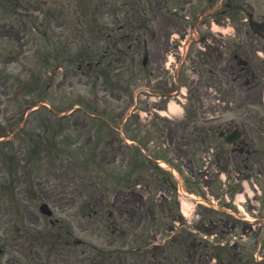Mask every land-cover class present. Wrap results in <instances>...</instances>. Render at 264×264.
I'll return each instance as SVG.
<instances>
[{"label":"rangeland","instance_id":"obj_1","mask_svg":"<svg viewBox=\"0 0 264 264\" xmlns=\"http://www.w3.org/2000/svg\"><path fill=\"white\" fill-rule=\"evenodd\" d=\"M191 1L184 0V5H187L188 9H183V6L179 5V3L183 4L182 1H178V4H169L167 8L158 0H54L38 3L36 0H32L31 3L26 2L27 5L23 9L26 7L31 8V5L33 12L37 13L38 5L40 6L41 3L45 7H42L43 13L45 15L51 14L48 22L52 29H57L54 34L59 38L53 37L59 43L57 50L55 48L51 50L52 53L47 52L45 38L33 34L34 30L29 22L19 17L21 16L19 10L16 11L14 8L15 12L9 11L8 14H2L3 11L0 10V130L4 124L9 126L6 119L10 115H15L24 110L28 101L33 100L32 97L28 99L22 93L15 94V91H11L14 82H25L28 92L32 85L37 82L39 75L40 77L43 75L46 65L53 61V56L57 55V52L61 55V58L67 60V62L64 61L63 70H58L57 76L50 82L49 105L52 107L57 106L60 108L58 110H66L74 102H92L97 93L100 95L101 100L103 99L99 106L107 108L110 113L120 105L126 104L129 99L127 97L128 88L131 86L133 89L139 87L140 90L138 89L133 93L134 97L137 96V109L135 110L136 115H139V118H137L142 126L150 128L153 135L155 134L148 144L149 148L153 149L158 143L157 139H160L159 133L155 132L157 126L160 125L161 130L157 129V131L164 135L161 139L166 138L172 141L171 146L165 139L167 147L171 149L169 158L174 159L180 169V171L176 169V176L172 177L167 171L145 163L138 166L137 175L148 184L143 183L133 190L122 188L120 192L114 194L112 189L118 188L116 184L127 177L131 168L129 163H122L120 160L121 156H126L131 150L122 146H115L120 143L121 131L106 130L104 123L89 119L81 112L66 117L61 123L54 122L53 119L57 111L52 110L50 113L48 110H44L42 114L31 113L29 121L27 120L26 123L29 131L23 137L26 139L28 137L39 138L36 143L40 142L43 137H47L53 145L50 162L48 159L45 160L39 171V176L43 181H38L37 186L40 187V192L46 196L43 199L49 201L51 207L57 211L59 218L69 217V213L73 209L83 205L77 201H71L79 199V196L85 202L91 199L97 205L103 206L102 204H104L106 214L98 212L96 218H86L84 221L73 219L75 227L70 218L69 221L73 226V236L82 237L91 243H102L105 240L112 243L114 237L111 224L116 222L112 213L114 212L113 209H117V207L120 212L125 211L127 213L124 220L133 217V221L138 218L139 214H145L148 217H157L156 223H161L163 229L166 224L168 226L172 224L173 212L180 219V210L183 207L177 200L172 204L169 200L178 185H184L185 177L193 179L194 167H197L199 163L203 172L197 178V181L191 184V189L199 197L205 196V194L210 200L212 198L211 194H214L216 198L220 197L221 200L217 205L220 208L219 210H213L205 204H196L188 212L184 208L187 216L181 219V224L184 223L198 230V233L200 230L206 234L208 233V238L211 240L213 237L219 240L228 239L232 236L231 233L237 236V239L235 243L228 246L226 251L219 253V259L213 258V253L216 252H208L204 244L200 247L195 246L196 243H199V240L195 241L193 238L182 243H178L179 239L173 245L170 243L171 249L167 247L161 256L171 255L173 257L176 253L180 258H183L184 256L190 257L191 254H194V251H199L204 264H262L263 260L256 263V259L259 254L264 257V224L260 223V218L264 216V204L261 201L264 197V176H261L262 184L259 185L261 191L259 192L247 169H245L244 163L248 164V168L252 169V173L260 171L264 175V136L261 134L264 129V44L261 40L258 41L253 34L247 33V13L245 15L242 13L241 16L236 15V20L227 21L224 24L225 28L214 26V37L219 38L217 34L221 35L223 41H228L227 46H231L230 48H226V46L222 48L215 41L201 45L203 48L196 43L190 45L186 57L187 61L182 68V74L186 75L188 79L185 81L186 86L184 85V87L186 89L184 90L190 96L183 99L181 108L175 105L177 106L175 111H167L170 100L161 99L154 95V84L157 81H162V83L168 81V85L174 83L166 62L170 51H179V47L172 41L175 34L184 37L188 33V28L193 26L196 21L201 22L199 26L201 32L207 30L212 33L210 27L208 29L204 28L205 26H211L209 23L210 18L204 17L199 20L196 17L202 8L206 11L209 10L206 0ZM249 1L254 2L253 12L256 19H260L264 15V0ZM85 5L91 9L85 10ZM172 6H176V15L174 14L175 8H172ZM184 13L189 14L192 19L189 21L182 19L181 15ZM71 15L74 16L75 20ZM77 15L94 16V24L89 23L88 19L84 18V27H79L76 20L79 17H75ZM120 27L124 28L119 30ZM95 28H100L99 32H95ZM84 29L86 34H93L92 40L88 43L91 49L105 46L110 49L115 44L129 53L133 66L131 69H125L121 75L120 71H113L119 76V80L114 79L110 86H107L111 81L110 75H105V73L113 67L109 65L108 58L105 63L108 60L109 67L98 78H95L96 75L94 74H87L88 70L81 67L79 62L72 63L71 61L72 46L64 42V38L75 37L77 35L76 31L81 32ZM98 34L110 37L109 41L111 42L108 44L96 40L95 35ZM147 39L149 40L148 45ZM144 49H147V53H144ZM236 52L249 60V65L255 71L252 78H248L245 68L242 69L238 65L235 59L237 56H234ZM145 54L150 57L147 66H143ZM173 57L175 56L173 55ZM183 57L184 55L178 56V59H176L178 63ZM172 63L175 64L173 61ZM227 64L231 65L232 69L239 74V78L235 83L231 80L232 76L230 77L224 69ZM211 67L215 68L218 73L221 72V77L209 74L207 70ZM43 78L46 82L45 77ZM248 79L249 84H247ZM93 80L97 84L93 83ZM148 80H151L154 84L148 85L146 82ZM157 84L159 83L157 82L155 85ZM111 86L116 89L112 90ZM147 88L151 93L147 92ZM173 88L176 89L175 85H173ZM177 101L179 103L178 98ZM21 103L22 105L19 106ZM132 108L133 105L129 107V110ZM117 114L116 111L114 115ZM227 123L244 125L245 136L248 139L250 138L246 148L248 153H244L247 157L240 155L238 151H233L231 147H226L222 139H217L218 125H222L224 128ZM113 125L119 126L118 121ZM205 125L212 126L209 127L213 129L212 138L218 141L212 146L214 151L209 149L208 137H205L207 136L205 131L201 134V140L196 137L206 127ZM16 126L17 124L14 125V128ZM135 127L138 129L137 124ZM8 128L10 129V127ZM115 128L117 130L119 127ZM216 128L217 131L215 132ZM37 134H40V136ZM75 140L79 145L76 149H72L73 152L68 153L66 150L72 147ZM14 142L17 148L18 144H21L20 137H17ZM193 145L197 146L198 149L196 155L191 152ZM43 149L45 148L43 147ZM5 150L6 147L0 146V153ZM19 151L18 156L20 155ZM90 154L91 156H89ZM116 157L117 160L115 161ZM243 157H246L248 161H245ZM35 158L38 160V157ZM131 158H133L132 161L135 165L139 159V153L133 151ZM98 161L108 168L107 172H101ZM104 162L109 165H105ZM95 165L99 168L101 179L105 178L103 175H113L115 185L114 188L109 190L111 195H109L108 190H105L106 188L96 189V187L85 185L81 186L79 190L64 192L72 182L75 183L73 187L80 185L78 180L71 179V174L74 171L73 166L80 167L83 176L96 179L100 173L97 174L94 171ZM206 165L208 166L206 170H209L207 172L204 170ZM4 167L10 170L15 169L13 172L17 175H19L18 171L22 172L24 170L21 175L23 179L24 174H27L26 169L14 156L7 157ZM4 169L0 166V182L8 180ZM225 170L228 171V179L232 181L227 183L230 194L232 187L239 183H236V179L245 180L248 183L246 189L244 188L245 185L240 187L241 191L238 192L237 196H230V200L227 198L225 200L223 197L227 192L226 185L221 181ZM12 177L16 179L15 176ZM131 183L132 181L128 179V184ZM204 183H210L212 186L210 194L206 190L207 186L204 187ZM22 185L28 187L29 183L24 182ZM186 191L189 192L188 189ZM94 195L97 197L95 200L92 199ZM144 198L147 200L145 207L142 206ZM225 203H229L230 208L235 213H240L237 206H243L246 214L241 215V217H248L252 221L250 223L241 222L242 220L235 218L223 209L226 206ZM139 207H142L143 211L138 212ZM170 208L174 209L172 213L169 211ZM21 211L26 217V225L18 231L19 224L8 223L9 226H7L4 223V219H8V215L5 210L3 213L0 207V250L4 248L5 250L19 251L17 249L22 245L25 252H33L32 257H30L32 263H30V260L25 261L20 257V262L16 264H88V249L83 247L87 253H82L81 248L74 245L71 237L65 234L66 221H57L52 226L50 218L40 215L29 198L23 201ZM164 215L165 218H163ZM178 219H176L177 223L180 222ZM130 224L127 223L126 225ZM132 226L137 227L138 223L132 222ZM139 226L144 227L147 231L151 230L152 234H156L157 227H151L150 221L148 224L140 223ZM36 229H44V231L52 234L50 236H55L61 232L64 234L57 236L56 245L49 249L51 253L44 248L31 251V247L35 249L37 245V243H32ZM21 236L23 238L18 240ZM124 237H126V234ZM261 240L262 246L259 249ZM118 242H126V240L118 235L116 243ZM156 255L157 251H154L150 258L140 257L134 261V264H154L157 259ZM247 255L250 262L245 258ZM122 257L118 259L117 264L124 263L125 257ZM13 258L14 254H6L5 261H7V264H13ZM129 259H131V256ZM169 262L171 261L165 260L166 264Z\"/></svg>","mask_w":264,"mask_h":264},{"label":"bare ground","instance_id":"obj_2","mask_svg":"<svg viewBox=\"0 0 264 264\" xmlns=\"http://www.w3.org/2000/svg\"><path fill=\"white\" fill-rule=\"evenodd\" d=\"M176 104H174V102H172L170 104V109L171 111H175L177 109V106H175ZM191 197H194V195H191V194H185L184 195V198H183V203H184V206L186 207L185 209H189L190 208V198Z\"/></svg>","mask_w":264,"mask_h":264}]
</instances>
